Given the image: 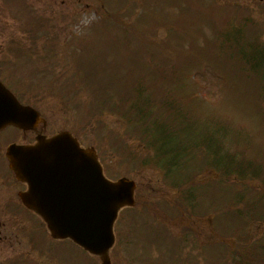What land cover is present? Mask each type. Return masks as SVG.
<instances>
[{
  "label": "rangeland",
  "instance_id": "1",
  "mask_svg": "<svg viewBox=\"0 0 264 264\" xmlns=\"http://www.w3.org/2000/svg\"><path fill=\"white\" fill-rule=\"evenodd\" d=\"M218 2L222 6L210 0H0V66L9 72L4 74L7 76L4 80L22 99L32 100L42 111L48 120L47 131L68 128L82 135L86 145L99 146L101 159L109 174L135 177L140 170L137 164L139 157L129 158L117 149L124 142L129 147L128 151H136L133 132L123 129L117 115L95 118L87 116L86 108L99 87L97 81H108L112 88H107V93L115 94L130 83L127 76L134 74L131 66L150 81L159 74L155 67H172L174 69L166 75L176 77L161 82L155 93L161 95L171 89L181 102V112L177 113L171 125L177 139L189 140L192 146L199 142L208 143L213 136L221 140L224 137L226 141L231 134V126L242 131L237 137L244 143L250 141L256 156L264 148V107L261 105L260 111L258 104L257 115L260 116H255L256 112L252 110L254 103L247 91L250 94L259 92L257 98L264 95V61L259 65L254 63L253 70L262 74V78H258V74L247 70L248 66L239 55L240 37L230 31L232 36L222 48L218 37L215 36L214 41V30L219 27L222 18L224 22L237 16L230 14L231 11L246 8L245 12H250L260 24H241V28L250 27L246 31L247 40L255 38L253 41L264 47V0ZM120 26L129 27L131 35L121 33ZM32 30L36 33L34 41ZM16 39L20 40L19 47L28 49V54L22 56L20 53V60L15 55L19 49L13 52L6 49L12 42L16 43ZM44 41L53 46H44ZM84 41H91L90 48L81 52ZM71 44L74 48H70ZM79 47L80 51L76 54L75 49ZM45 48L51 50L46 51ZM85 52L105 58L113 75L93 76L97 78H94L96 82L86 81L85 72L92 77L93 69L84 67L85 72L81 68L79 70L77 61L80 54L84 57ZM16 59L18 62L14 64ZM231 62L235 64L237 78L243 71L238 79L233 72L231 77L227 71ZM99 69L96 68L95 73ZM115 72L123 77L122 83L114 80ZM113 99L117 98L113 96ZM116 130H121L126 136L124 141L114 144L112 137ZM156 170L147 169L144 174L137 175L140 194L135 209H124L116 225L117 243L111 254L113 264H152L156 262L152 260L161 258L164 251L168 257L169 252H173L176 258L180 257L181 264L241 263L237 252L240 241L246 238V242L251 243L259 240L260 236L264 237V221L254 217H264V176H246L241 180L244 182L236 184H228L227 180L223 185L220 181L212 183L213 178H220L218 172L205 169L200 174L204 177L200 181L204 191L196 208L189 209L175 203L178 199L173 197L174 189L166 177L164 181H156L159 174L164 175ZM257 187L263 191H257ZM230 192H233L232 196L239 192L247 193L252 199L258 192L260 197L250 205H243L245 214L239 215L237 211L230 213L229 203L224 200L229 199ZM210 200L214 201L212 207L208 205ZM235 204L233 209L237 210L239 204ZM191 214L196 215L195 219ZM34 219L37 230L35 246L29 245L19 228L15 229L10 239L5 238L11 229L0 223L2 264H32L35 257V264L99 263L97 257L85 253L70 240L51 243L38 217ZM185 220L194 227V233L191 230L192 233L183 242L181 240L182 248L169 250V247L175 248L160 239L152 241L154 236L149 235L152 221H157L153 225L156 229H164L163 235L167 232L183 236L181 223ZM234 228L238 231H232ZM127 234H131L132 239ZM28 252L33 254L25 256ZM10 255L20 257V260L25 257L32 260L18 262L15 258L12 263Z\"/></svg>",
  "mask_w": 264,
  "mask_h": 264
},
{
  "label": "trees",
  "instance_id": "2",
  "mask_svg": "<svg viewBox=\"0 0 264 264\" xmlns=\"http://www.w3.org/2000/svg\"><path fill=\"white\" fill-rule=\"evenodd\" d=\"M116 21L119 22V20ZM154 21L156 22L157 20ZM120 27H122L121 33L131 35L132 31L129 27ZM228 30L233 31V34L240 37L242 44L239 48V55L244 64L248 66L249 69L247 70L254 68L256 60H264V47L259 42L254 43L251 40H247L245 30L241 27L223 25L216 29V37H218L222 48L227 45ZM90 42L84 41L81 45V52L90 48ZM144 42L146 43V41ZM214 57L218 58L215 55ZM77 61L79 70L81 68L85 72L84 67H91L93 69L92 77H89L85 72L87 76L86 81L88 82H96L95 79L97 78L94 77V79L93 76L111 77L113 75L112 72H109L111 69L107 68L110 63L101 56L97 57L85 52L84 57L80 54ZM229 66L231 72L237 78L235 64L231 62ZM131 67L134 68V74L127 76L130 83L125 84L121 92L115 94L107 93V88L111 89L112 85L108 81L106 83H99L97 81L100 88L98 87L97 91L92 94V101L90 106L86 108V114L95 118L107 115H117L120 118L119 124L124 127V130L128 128L133 132L137 145L136 151H128L129 147L124 142L122 146H117V149L119 152L128 155L129 158L131 156L133 159L139 157L137 164L141 171L157 169L158 172H163L165 176L159 174V178L156 181H164L166 177L172 185V189H174L173 197H181L183 205H188L189 207L197 205L199 197L204 191L203 186L200 185V181L204 180V177H200V174H203L205 169L219 173L220 178H213L212 181V183L217 181V184L218 181H220L219 183H227V180L228 184L244 182L241 180L250 175L264 176V161L260 160L258 155H254L250 141L244 143V141L237 137V134L241 133V131L231 126V134L227 137L226 141H224V137L221 140L213 136L208 143L199 142L195 146H192L189 140L187 142L178 140L174 132L175 130L171 125L175 121L177 113L181 112V102L170 89L161 95L155 93L161 82L176 77V75H166L167 72L174 68L155 67V70L159 74L155 80L150 81L146 75H139L135 67ZM96 68H100L98 73H95ZM115 73L114 80L116 82L121 81L122 83L123 77L117 72ZM242 73L243 71L238 78L242 76ZM113 96L117 98L115 101ZM257 96V93L250 95L252 103L262 102L264 99L262 95L258 98ZM122 134L121 130L115 131L112 137L114 144L117 141L118 143L124 141L126 134ZM222 153H224V157ZM224 179L225 182H222ZM257 191L263 190L257 187ZM232 193L230 192L228 196V209L230 213L237 211L233 209L236 205L235 203L239 204L237 209L243 205H250L246 201L239 202V200L245 197L249 198L247 193L239 192L235 196H232ZM254 195L256 198L260 197L258 192H255ZM256 198L254 200H257ZM213 203L214 201L212 200Z\"/></svg>",
  "mask_w": 264,
  "mask_h": 264
},
{
  "label": "water",
  "instance_id": "3",
  "mask_svg": "<svg viewBox=\"0 0 264 264\" xmlns=\"http://www.w3.org/2000/svg\"><path fill=\"white\" fill-rule=\"evenodd\" d=\"M41 120L39 112L22 105L0 81V127L13 123L27 128ZM11 167L27 181L23 201L47 223L53 237L71 238L101 264H111L114 222L123 206L134 205L136 183L127 177L108 179L93 147L80 146L69 131L35 145H12Z\"/></svg>",
  "mask_w": 264,
  "mask_h": 264
},
{
  "label": "flooded vegetation",
  "instance_id": "4",
  "mask_svg": "<svg viewBox=\"0 0 264 264\" xmlns=\"http://www.w3.org/2000/svg\"><path fill=\"white\" fill-rule=\"evenodd\" d=\"M47 128L48 122L29 129L9 125L0 130V223L8 225L11 229L5 238L10 239L17 228L31 231L34 226L33 214L22 206L19 197L20 191L24 190L26 185L19 181L8 167V162L5 160L6 148L11 142L33 143L37 135L46 134Z\"/></svg>",
  "mask_w": 264,
  "mask_h": 264
}]
</instances>
